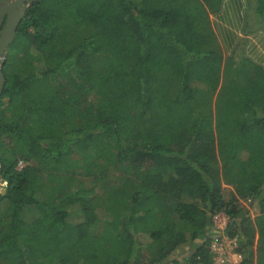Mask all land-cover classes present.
I'll list each match as a JSON object with an SVG mask.
<instances>
[{"label": "trees", "instance_id": "trees-1", "mask_svg": "<svg viewBox=\"0 0 264 264\" xmlns=\"http://www.w3.org/2000/svg\"><path fill=\"white\" fill-rule=\"evenodd\" d=\"M221 3H31L3 65L0 264H216L221 234L264 264V69L219 51ZM251 7L264 28V0ZM114 164L119 219L101 221V196L66 180Z\"/></svg>", "mask_w": 264, "mask_h": 264}, {"label": "crops", "instance_id": "crops-1", "mask_svg": "<svg viewBox=\"0 0 264 264\" xmlns=\"http://www.w3.org/2000/svg\"><path fill=\"white\" fill-rule=\"evenodd\" d=\"M251 0H222L211 14L218 48L225 58L247 57L264 69V28L250 15Z\"/></svg>", "mask_w": 264, "mask_h": 264}, {"label": "rangeland", "instance_id": "rangeland-1", "mask_svg": "<svg viewBox=\"0 0 264 264\" xmlns=\"http://www.w3.org/2000/svg\"><path fill=\"white\" fill-rule=\"evenodd\" d=\"M10 48L11 46L9 47L8 52L10 51ZM7 56H8V53H7ZM7 100L8 98H5V101ZM112 160H113V163H115V160L113 158ZM18 168H21L20 164ZM98 173L99 171H96L94 174H89L88 176H86V175H83L81 169L77 170L76 173L74 174V180H72L70 184L68 183L67 176L68 175L71 176L73 175V173L68 172V174H62V173L61 174L65 176V179H67L66 184L67 186L70 187V190L77 191L78 189H80V187H81V190L93 189L95 195L98 194L101 196V197L100 196L96 197L97 202H98L99 197L101 199L99 200L100 204L97 206L98 207L97 211L99 213V218H100L99 220L117 222L119 219V216L116 215L115 210L113 211V209L108 207L107 205L106 198L108 197V188L112 187V185L108 183H110L111 181H113V183L115 184H117L116 181L127 182L128 174L119 171L118 168L115 166V164L114 166L111 165L109 167V170L104 171L101 175H95ZM225 187H226V194H228L227 197H229L231 195L230 192H232V187L228 184H225ZM70 210L74 212L73 215L75 217H81L78 215L79 213H81L78 207L72 206ZM251 212L253 215L254 211H251ZM73 215H71V218ZM214 219H215L216 227L220 228L221 230L223 229L221 227L225 226V221L227 220L228 222V217L224 213L218 214L217 216L214 217ZM101 228L102 226H98V230H96V232L99 233ZM191 251H192V246L189 243H186L179 248V250L177 251L176 254H174V256L180 260H183L185 257L187 258V256L191 253ZM55 264H62V263L58 259L55 262Z\"/></svg>", "mask_w": 264, "mask_h": 264}, {"label": "water", "instance_id": "water-1", "mask_svg": "<svg viewBox=\"0 0 264 264\" xmlns=\"http://www.w3.org/2000/svg\"><path fill=\"white\" fill-rule=\"evenodd\" d=\"M34 0H0V96L2 95L6 78L3 65L7 58L9 47L14 42L18 27L26 15L28 7ZM6 179L0 161V194H6Z\"/></svg>", "mask_w": 264, "mask_h": 264}, {"label": "built area", "instance_id": "built-area-1", "mask_svg": "<svg viewBox=\"0 0 264 264\" xmlns=\"http://www.w3.org/2000/svg\"><path fill=\"white\" fill-rule=\"evenodd\" d=\"M21 167L24 165V162H20ZM217 216V215H216ZM227 225V220L225 221V226L217 228L220 231H223ZM237 239L230 238L225 234L216 236L212 243V249L214 252V260L216 264H240L242 261V255L236 251Z\"/></svg>", "mask_w": 264, "mask_h": 264}]
</instances>
